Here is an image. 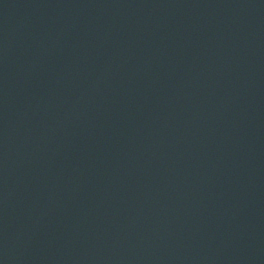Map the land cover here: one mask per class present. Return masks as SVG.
I'll return each instance as SVG.
<instances>
[{
	"label": "water",
	"instance_id": "water-1",
	"mask_svg": "<svg viewBox=\"0 0 264 264\" xmlns=\"http://www.w3.org/2000/svg\"><path fill=\"white\" fill-rule=\"evenodd\" d=\"M2 264H264V0H0Z\"/></svg>",
	"mask_w": 264,
	"mask_h": 264
},
{
	"label": "snow or ice",
	"instance_id": "snow-or-ice-1",
	"mask_svg": "<svg viewBox=\"0 0 264 264\" xmlns=\"http://www.w3.org/2000/svg\"><path fill=\"white\" fill-rule=\"evenodd\" d=\"M0 264H2V262H0Z\"/></svg>",
	"mask_w": 264,
	"mask_h": 264
}]
</instances>
